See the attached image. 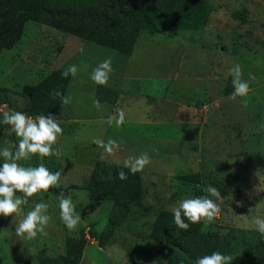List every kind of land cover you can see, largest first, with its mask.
Masks as SVG:
<instances>
[{"label":"rangeland","instance_id":"374dc122","mask_svg":"<svg viewBox=\"0 0 264 264\" xmlns=\"http://www.w3.org/2000/svg\"><path fill=\"white\" fill-rule=\"evenodd\" d=\"M70 3L76 8L78 0ZM153 11L156 32L128 33L113 48L102 45L99 34L77 37L26 19L0 50V104L10 106L6 111L23 110L25 91L48 85L56 70L77 66L61 94L71 96V103L64 105L60 98L55 115L63 129L59 139L68 138L66 148L75 143L76 153H94L88 176L65 175L58 157L44 159L52 172H61L60 185L29 198L22 215L35 203H47L51 221L45 232L52 240L43 246V240L37 245L34 239L21 240L14 217L0 216V231H5L0 233V264H61L65 244L76 242L87 252L86 264H190L195 260L180 246L192 255H207L204 240L210 234L235 239L236 255L256 242L264 244V236L251 226L253 217H264V0H173L170 10ZM130 44L127 54L120 53ZM106 58L113 71L100 86L90 77ZM237 63L243 80L249 73L256 80L249 81L247 96L232 100L229 73ZM95 100L102 110L93 106ZM117 109L124 110L126 121L119 128L106 123ZM92 114L104 122L83 128L72 122ZM0 125V147L6 146L4 140L17 143L9 126ZM96 138L116 140L120 147L109 155L93 143ZM142 153L151 162L134 179L124 161ZM20 163L36 167L41 157ZM121 171L127 179H119ZM209 184L224 198L220 216L212 224H197L196 235L179 237L172 208L207 195ZM61 192L71 196L82 218L75 231L60 219L56 197ZM81 253L68 251L69 261L79 264Z\"/></svg>","mask_w":264,"mask_h":264},{"label":"clouds","instance_id":"9594fccd","mask_svg":"<svg viewBox=\"0 0 264 264\" xmlns=\"http://www.w3.org/2000/svg\"><path fill=\"white\" fill-rule=\"evenodd\" d=\"M112 60L106 58L99 63L92 71L90 79L97 85L106 86L112 73ZM78 73L76 65H70L62 73L63 77L69 75L75 77ZM232 86L234 88L231 99L247 96L250 85L249 81H255V75L249 73L248 81L242 79L243 72L240 64H234L230 69ZM53 98L60 97L61 103H71V96H62L59 92L52 93ZM93 106L102 110L99 100L93 102ZM2 119L0 124L9 126V131L17 138V143L4 140V147H0V158L3 164L0 166V216L5 218L14 217L16 220L15 235L21 240L31 241L38 233L45 234V228L50 223L51 217L48 214L47 203H35L26 214L22 215L23 206L28 204L29 198L38 193H47L50 188H57L61 182V172H51L42 162L43 158L52 156L59 157L60 152L54 148L58 139L63 134L59 120L49 114H40L32 117L18 111L0 110ZM125 112L117 109L114 115L108 117L106 123L117 128L125 123ZM93 143L104 151L113 155L119 149L120 144L113 139L107 142L100 138L93 140ZM41 157L39 166H23L21 161H30L33 155ZM151 158L147 153H142L135 159L129 157L124 161L125 166H130V171L135 174L142 171L150 164ZM121 180L127 179V175L121 171L118 173ZM207 195L186 198L178 202L172 208L174 223L177 228L187 231L190 225L212 224L220 216L224 198L220 191L209 184L206 188ZM22 193V196L17 195ZM59 201L60 219L69 231H75L81 222L76 205L70 195L65 196L63 192L56 197ZM17 220L18 217H21ZM185 220L188 222L186 223ZM251 226L264 236V217L255 216L252 218ZM5 231H0V233ZM233 256L214 251L210 255H204L190 264H231Z\"/></svg>","mask_w":264,"mask_h":264},{"label":"trees","instance_id":"16d2710c","mask_svg":"<svg viewBox=\"0 0 264 264\" xmlns=\"http://www.w3.org/2000/svg\"><path fill=\"white\" fill-rule=\"evenodd\" d=\"M71 0H0V50L7 48L8 37L13 34L16 28H19L24 20H35L36 22L50 24L53 27L60 28L67 33L81 37L82 35L99 34L105 43V47H115L122 41L127 34L133 35L140 30H151L156 32L155 26L156 11L159 6L165 10H170L173 0H140L127 3L125 0L119 4L116 0H78L77 7H72ZM61 2L64 4L62 5ZM75 8V9H74ZM196 20V19H195ZM194 27V26H193ZM192 28V27H191ZM109 38L111 42L108 41ZM131 44L126 47H120V53L127 54L130 51ZM119 47V46H118ZM55 79L56 81L52 80ZM48 85H37L24 92V109H17L31 116L40 114L55 116L58 111L60 97L53 98L52 93L62 92L68 84V78L62 76L59 70L54 71L47 79ZM8 107H10L8 105ZM25 111V112H23ZM2 125H0V129ZM43 158V161L44 162ZM51 172L53 168H49ZM54 167V162L52 163ZM134 179L137 174L130 170L126 171ZM131 180V183L135 181ZM158 220V219H157ZM197 224L190 225L187 231L179 230V237L187 238L190 235L197 234ZM210 234V233H209ZM155 238L164 240V235H157ZM235 239L229 236H218L210 234L204 242L209 246L210 255L214 251L222 254L236 255ZM68 249V250H67ZM180 249L191 260H197L204 255H195L188 252L187 248L180 246ZM66 253L60 258L61 264H77V261H69L68 251H76L80 255L82 244H65ZM254 259L264 260V244L256 242L253 245L240 249L233 261L235 264H243Z\"/></svg>","mask_w":264,"mask_h":264},{"label":"crops","instance_id":"0c3cea01","mask_svg":"<svg viewBox=\"0 0 264 264\" xmlns=\"http://www.w3.org/2000/svg\"><path fill=\"white\" fill-rule=\"evenodd\" d=\"M108 116H110V115H108ZM104 120L105 119H102V120L98 119V118H96V115L92 114V115H88L84 119L73 120L72 122H74V124L79 125L83 128L87 124L92 123L93 125H95L94 124L95 122L100 123V122H104ZM96 125H98V124H96ZM67 127H69V126H67ZM66 140L68 141V138H65V139L60 138L57 142V149L60 152V156L58 157L59 164H60L61 168L63 167L64 174L66 175L69 173L72 176H75V175H80V176L81 175H87L88 176L92 172V169H93V164H92V167L88 166V164H89L90 159L93 162L94 153H90L89 155L82 154V153H76L75 148L77 146L74 148V145H76V144L72 143V147L66 148L65 147ZM66 150H69V151L67 152ZM131 158L135 159L134 156H131ZM2 164H3V161H2V158H0V166H2ZM128 167L130 168V166H128ZM81 221H82V218H81ZM50 237H51V235L47 236V235H44V234L41 235L40 233H38L37 237L34 240H37L36 245L39 244V240H43V242H42V246H43V245H47L46 241L50 242L52 240ZM85 255H87V252H85V249H84L81 253V259H80L79 264H86L85 262H82Z\"/></svg>","mask_w":264,"mask_h":264},{"label":"built area","instance_id":"2783aa9c","mask_svg":"<svg viewBox=\"0 0 264 264\" xmlns=\"http://www.w3.org/2000/svg\"><path fill=\"white\" fill-rule=\"evenodd\" d=\"M0 110H9V107L6 105V104H3V103H1L0 104ZM2 113H0V115H1ZM31 116V115H30ZM1 117V116H0ZM32 117H34V116H32ZM84 233H85V238H86V240H87V242L89 243V244H93L94 243V240H93V238L92 237H89V235L87 234V230L85 229L84 230Z\"/></svg>","mask_w":264,"mask_h":264}]
</instances>
